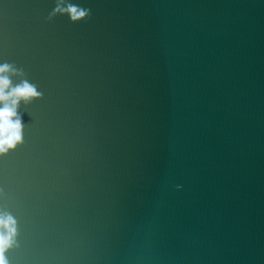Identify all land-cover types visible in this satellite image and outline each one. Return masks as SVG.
<instances>
[{"label":"water","instance_id":"water-1","mask_svg":"<svg viewBox=\"0 0 264 264\" xmlns=\"http://www.w3.org/2000/svg\"><path fill=\"white\" fill-rule=\"evenodd\" d=\"M0 0L39 95L0 155L8 264H264V0Z\"/></svg>","mask_w":264,"mask_h":264},{"label":"clouds","instance_id":"clouds-1","mask_svg":"<svg viewBox=\"0 0 264 264\" xmlns=\"http://www.w3.org/2000/svg\"><path fill=\"white\" fill-rule=\"evenodd\" d=\"M63 0L57 3L52 15L67 13L73 21L88 14L86 9H79L73 5L61 7ZM8 74L22 75L8 64L0 65V155L13 149L22 141V123L17 113L20 101L29 102L39 95L35 86L22 80L16 86ZM17 222L7 211H0V264H8L5 253L16 243Z\"/></svg>","mask_w":264,"mask_h":264}]
</instances>
